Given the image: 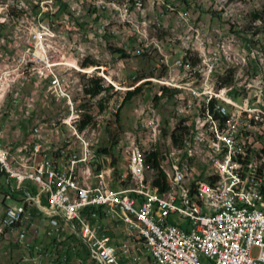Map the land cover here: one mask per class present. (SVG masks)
Masks as SVG:
<instances>
[{
	"label": "built area",
	"instance_id": "built-area-1",
	"mask_svg": "<svg viewBox=\"0 0 264 264\" xmlns=\"http://www.w3.org/2000/svg\"><path fill=\"white\" fill-rule=\"evenodd\" d=\"M27 1L33 4V17L0 10V181L5 179L6 189L0 190V245L10 242L21 255L7 264H152V259L176 264L175 254L184 255L185 264H264V234L255 235L256 226L264 227V189L262 195H251V188L259 187L263 171L264 122L259 120L258 107L255 115H241V108L249 107L248 98L256 94H240V100H233L231 91L228 100L234 103L233 111H225L219 104V88L233 64L222 60L220 52L209 50L212 58L207 60L206 86L193 88L187 100L175 102L165 125L162 117H155L160 100L151 104L150 99L136 108L138 119H143L142 129L152 132L155 153L145 151V138L133 130L119 145L118 156L109 157L111 145L91 144V137L103 136L108 127L115 130L118 104L135 91V84L152 81V96L162 98V85L193 81L182 77V69L197 68L196 64L189 55V64H180L179 55L186 53L169 43L158 44L176 48V55L168 56L172 72L162 70L159 56L146 58L154 62L149 76L123 88L127 82L120 76L127 70L126 62L114 66L119 86H112L109 76L105 71L98 73L93 61L86 67L82 63V68L57 63L56 55L66 50L58 49L57 42L41 40L42 32L54 29V20L65 19L72 28L88 29L112 41V46L118 44L114 49L135 48L137 41H144L145 48L157 44L148 33L127 27L125 14H133L146 22L162 21L179 28L195 46L207 49L190 30V23H197L215 38L237 39L232 48H245L247 59L253 60L252 70L239 83H256L264 81V44L258 20L241 14L247 17V25L238 30L237 22L230 19L235 0H141V6H133L130 0ZM164 1L182 5L185 16L198 15V22L180 25V16L163 10ZM145 6H154V13H145ZM112 16H119L116 29H109ZM118 26L131 29L132 39L118 34ZM58 31L61 40L70 41L73 48L68 32ZM253 36H261L260 46H253ZM79 51L98 54L88 47ZM5 65H13V72L5 73ZM72 69L96 73L87 80H100L106 91L96 98H84L83 82L87 80H72L67 74ZM31 82L46 98L61 104L59 119L70 116V123L58 129L57 119L43 117L31 121L26 133L15 126L9 136L14 126L9 119L16 111L9 109L8 102L17 103L10 96L16 87ZM69 98H77L78 107H70ZM103 99L109 102L104 109L99 106L101 113L84 109L89 101ZM212 111H220V118H212ZM87 115L91 120L82 128ZM220 131H227V138H220ZM173 136L181 137L184 148L174 147ZM55 137H62V148H55ZM159 137H167L170 173H163L162 165L161 170L146 165L147 154L159 158ZM135 156H143L140 179H133ZM213 161L221 162V172H213ZM108 173H117L115 188H108ZM162 173L172 186V195L150 192L153 176ZM52 183H59V191H52ZM195 192H202L208 210H200ZM185 200H193L196 211H187ZM118 205H127V212L119 213ZM126 214H139L140 221L151 223L171 242V249L149 258V251L157 245L144 232L145 249H135L132 233L140 232L138 222L126 221ZM176 218L186 224H179Z\"/></svg>",
	"mask_w": 264,
	"mask_h": 264
},
{
	"label": "rangeland",
	"instance_id": "rangeland-1",
	"mask_svg": "<svg viewBox=\"0 0 264 264\" xmlns=\"http://www.w3.org/2000/svg\"><path fill=\"white\" fill-rule=\"evenodd\" d=\"M26 1L27 9L28 11L25 13L17 12L14 15L22 16L23 18H30L33 17V4L30 1ZM101 1H108V0H101ZM216 2H229V0H216ZM259 3V4H258ZM130 4H132L130 0ZM137 6H141V4H138ZM147 6H145L146 9ZM175 4H163V10L165 11H171V15L177 16L178 10L175 9ZM4 11H8L12 13L15 11V9H7L4 8ZM149 13H154L153 11H148ZM32 13V15H31ZM248 18H254L255 20H258V24L260 25L259 28L263 27L264 21L262 16H264V0H235V3H232V8L230 10V19L235 20L237 22V29L238 30H245V27L247 25V17ZM258 16V17H255ZM185 17V15L183 14ZM195 17V16H194ZM181 25H184V22L188 23L190 20L187 18L186 21L181 19L180 21ZM125 22L127 24V27L139 30L142 33H148V36L157 44H151L149 47L145 48V42L144 41H137L135 48L131 50L130 58L123 59L122 56L118 53H114L113 49L114 47H118V44H114L112 46V41L107 40L106 38L99 37L95 34H91L88 32V29L83 28H72V24L68 20L65 19H56L54 20V29H47L46 31L41 33V40H50L52 42H57V48L60 50H66L65 52L58 53L56 55L57 63H67L68 66H77L82 68V63L84 65V59L87 57L89 58V62L91 63L93 61V65H96V68L99 66L105 71V76L108 77V84L112 86H119V77L114 76L117 72V68L114 66L116 64H121L122 62H126L127 70L121 72V79H126V85L123 84L124 87H129L132 84H135L138 80L143 79L145 77H148L152 67L154 66V62L150 61L146 58L159 56L160 62L162 65V70L165 72H171L172 71V62H169V55H173V52L176 51V48L183 49V48H189L190 46L192 49L196 48V52L192 57V62L199 61L200 58L203 57L199 53L201 51V48H198L195 46L194 42L189 38L185 37L184 33H181L178 36H174L172 38H164V24L162 21H154V22H146L142 19H137L133 14H125ZM162 22V23H161ZM185 25H188L186 24ZM117 24H119V16H112V20L109 21V29H116ZM58 30H63L64 32H68L69 38H71V42L73 43V48H70V41L67 40H61V32ZM190 30L194 31V38L200 40V45H204V47L216 51L219 47V44L225 43L227 48L228 46H234L237 44V39H227L225 36H215L210 33L209 30L204 31L203 29H200V26L197 23H191L190 24ZM197 30L200 32L198 33ZM131 37H129L127 34ZM118 34H124V39H132V30L126 29V26H118ZM198 36V38H197ZM210 36V37H209ZM209 37V38H208ZM188 38V39H187ZM223 41V42H222ZM234 41V42H233ZM170 44L176 48L173 49V52L171 54L172 50H168L167 46H158L159 45H167ZM184 44V45H183ZM209 44V45H208ZM82 45V46H77ZM187 45V46H186ZM253 46H255V36H253ZM89 48L90 50H96L98 51V54H95L91 51L86 52L85 54H82L79 49L80 48ZM113 47V48H111ZM191 47L189 48V52L192 50ZM215 48V49H214ZM223 50V46L221 47ZM204 50V49H203ZM231 57L234 56V51L231 48L230 52ZM102 56V58H101ZM167 57V59L165 58ZM230 57V58H231ZM228 62H231L233 66L230 68L228 73V78H230L229 83L227 81L228 78H225L222 82V85H230V82L232 80V83L235 81L236 77L239 75V73L244 74L246 73V69L244 70L245 66L243 64H240L238 59L233 58L231 60H227ZM64 67V66H62ZM61 67V68H62ZM236 67V68H234ZM85 69V68H84ZM243 69V70H242ZM183 70V69H182ZM98 73H102V70H98ZM233 71V73H232ZM245 71V72H244ZM67 74L72 78V80H81L89 79V77H92V75H96V73L93 74H84L82 72H79L77 70H68ZM232 76V77H231ZM133 77H137V79L134 81L132 80ZM89 80L86 82H83V93L84 98H88L85 95V87L87 85ZM150 82L152 81H144ZM228 84H227V83ZM141 82H137L135 86L139 85ZM152 85V84H151ZM143 92L136 96L131 102L125 104L121 111V116L118 121L117 127H115V130L113 131L111 128H107L105 132H103V136L101 134H97V140L99 139V142L101 141V146H108L111 145V148L113 146L114 141L117 142V144H122V142L126 141V138L128 137L130 132H133V130H139V138H143L145 135V132L140 131L141 125L143 123V119H138V114L136 108H140L141 105L147 104V102L151 99V104H158L154 98L157 96H152V86L151 88L147 86H142ZM163 88H161L162 90ZM14 93L10 96L11 100H16L17 103L14 105L11 102H8V107L12 111H16V114L13 118L10 117V124L14 125L13 130L10 131L9 136L13 134V131L15 130V126L18 127V129L24 133L28 130V125H31V121H34L36 119H41L43 117L48 118L50 120H58L59 119V113L58 112L61 109V104H57L58 102H54L49 100L45 97V94L40 91V88L36 87V84H30L27 83L24 87L15 88L13 91ZM122 93V92H121ZM107 97H109L108 94H106ZM22 97V98H21ZM233 100H240V97L233 95ZM124 101V100H123ZM155 101V102H154ZM109 99H103V100H94L88 102V107L84 108L85 110L88 109L92 111H100L102 110L99 108L100 105L103 106V109L105 108V103H108ZM176 101H170L169 99H164L159 106H157V110H155V117H158L159 114L162 115V119L164 120V125L166 122L169 121L171 106ZM122 101L119 103L118 106ZM28 104H32V107ZM258 104L255 103L249 106L250 108L256 107ZM69 105L70 107H78V99L77 98H69ZM247 108V107H243ZM19 109L22 111L20 112ZM100 109V110H99ZM230 110L232 111L233 108L230 107ZM30 113V117H26ZM8 117V116H7ZM6 117V119H8ZM66 116H60L59 120L65 119ZM4 120L3 123L7 124L9 121ZM103 128H105L103 126ZM115 136V138H114ZM158 141H163L164 143L167 142V137H159L157 139ZM109 148V149H111ZM114 155H110V157H116L118 156V153L114 152ZM150 168V167H148ZM2 179L1 183L4 185ZM0 183V184H1ZM15 183L13 182V186ZM5 186V185H4ZM175 221L179 222V224H186L183 220H179L178 218L175 219ZM134 235H132L133 238ZM256 255V253L254 254ZM150 257V253H149ZM11 258L14 259V261L21 258L20 251L17 250L14 244L10 242L3 241L0 245V264H7L10 261H13ZM152 264H154L152 262Z\"/></svg>",
	"mask_w": 264,
	"mask_h": 264
},
{
	"label": "bare ground",
	"instance_id": "bare-ground-1",
	"mask_svg": "<svg viewBox=\"0 0 264 264\" xmlns=\"http://www.w3.org/2000/svg\"><path fill=\"white\" fill-rule=\"evenodd\" d=\"M4 8L15 9V11L12 12L14 14L17 12L25 13L28 11L25 0H0V10H3ZM260 16H262L263 21H264V16L263 15H260ZM259 26L260 25L258 24V27ZM261 29H262V35H263L262 43L264 44V25L263 27H261ZM199 32L200 31H198V33ZM260 43H261V36H255V46H260ZM222 46H223V50L221 49ZM234 46H237V44ZM189 48L185 49L184 53L186 54L179 55V58L181 59L179 61L180 64H189L188 55L190 56V61H191L192 57L195 56L194 54L197 53L196 49L194 50L192 49V47H191L192 50L189 52ZM231 48H232L231 46H228L227 48L226 44L223 43V44H219V47L216 51L220 52V58H222V60L227 61L228 59L231 60L233 58H236L240 62H242L240 64L245 63L244 70L245 69L252 70L253 60L247 59L246 49L245 48H232V50L234 51V56L231 57L230 55ZM207 49H204V50L201 49L199 53L203 55V57L200 58L199 56H197L199 58V61L194 62L197 68L201 71H197L196 67L184 68L182 77L183 78L192 77L193 81H189V83H182V84L162 85L161 88L163 89L161 90V93H164L165 95V91H168L169 94L170 93L172 94L174 101L177 102V101L187 100V94H192L193 88L204 89V86H206L205 71H209V64L207 60H210V58H212V51H209L210 49L208 50ZM261 55L264 57V47H261ZM165 58L167 59L166 56ZM12 72H13V65H5V73H12ZM244 74L239 73L235 81L231 83L230 85L220 86L219 104L223 106V109L225 111H231L230 107H232L234 110V103L228 100L229 94L231 93V91H233V95L238 96V97H240V94H256L248 98V106H250L251 103L257 101L258 104L256 107H258L259 120L264 122V107H261V104L264 103V81H257L256 83H239V78H241ZM260 91H262V93H260ZM124 102L125 100L122 101L120 106H118V114L121 110L120 107L121 106L123 107ZM241 115L242 116L255 115V107L254 108H250V107L241 108ZM161 116L162 115L159 114L158 117H161ZM212 118H220V111H212ZM69 123H70V116H66L65 119H62V120L58 119L57 120L58 129H65V125H68ZM142 126H143V123L141 125L140 131L145 132V135L143 136V138H145V151H147L148 153H155V144L152 141V132H146V129H142ZM220 138H227V131H220ZM126 141H127V138H126ZM123 143L124 142H122V144ZM91 144H99V139L97 140V134L92 135ZM119 145L121 144H117L115 146V150L117 153H119ZM166 145H167V142L164 143L163 141L156 140V149H159V152L161 154V159L163 161L162 163L163 170L165 173H170V161H167L168 156H169V149L166 147ZM173 145L175 148H184V141L181 139L180 136H173ZM55 148H62V137H55ZM150 155L152 154L146 155L147 168L149 167L148 160L150 158ZM142 165H143V156H135V159L132 160L133 179H140ZM213 172H221V162L220 161H213ZM114 177H115V173H108V188H114V184H115L114 181L116 180L114 179ZM157 178L158 176H153V183L156 181ZM153 183H150V192H156L153 187ZM263 186H264V165H263L262 175L259 179V187H252L251 195H262L261 190L263 189ZM52 191H59V183H52ZM164 195H172V186H170V190ZM195 202H200V210H208V201H202V192H195ZM185 209L187 211H196V203H194L193 200H185ZM118 212L126 213L127 205H118ZM126 221L138 222L137 230L140 232L132 233V235H134L132 238V244L135 249H145V241H144L142 232H144V234L147 235L150 242L157 245V248H152V251H149L150 253L149 258L160 257V250L171 249V242L164 240V236L161 234H158V230L155 229L151 223L140 221L139 214H126ZM262 234H264V227L256 226L255 235H262ZM152 262L154 264H161V259H152ZM175 263L185 264V256L182 254H175ZM209 264H218V263H209Z\"/></svg>",
	"mask_w": 264,
	"mask_h": 264
},
{
	"label": "trees",
	"instance_id": "trees-1",
	"mask_svg": "<svg viewBox=\"0 0 264 264\" xmlns=\"http://www.w3.org/2000/svg\"><path fill=\"white\" fill-rule=\"evenodd\" d=\"M131 2H132V5L133 6H137L138 4H141V0H131ZM255 17H258V16L255 15ZM111 48H113V47H111ZM133 49L134 48H129V49H126V50L113 49V51H114V53L120 54L123 59H128V58H130L129 53L131 54V50H133ZM128 51H129V53H128ZM84 62H85L84 63V67H86L88 64H90V63H88L89 62L88 59H85ZM97 69L104 71L99 66L97 67ZM232 73H233V71H232ZM229 80H230V78L227 79L228 83H229ZM225 81H226V79H225ZM231 83H232V80H231L230 84ZM151 84L152 83H150V82H145V83L144 82H141L139 85L135 86V91H131V92H128L127 93V96L125 98L124 105L127 104V103H129V102H131L136 96L140 95L143 92V88L141 87V85L142 86H144V85L147 86L148 85L151 88V86H152ZM105 91H106V89H104L101 86L100 80H89L88 83H87V85H86V87H85V95L88 98H96V97L100 96L102 93H104ZM162 94H164V93H162ZM164 99H169L170 101H173V96H172L171 93L169 94L168 91H165V95H163L162 98H160L159 96H157V97L154 98V100L157 103H158V100H160V103H161ZM255 103H257V101L256 102H253L252 104L255 105ZM122 109H121V111H122ZM121 111L119 112V114L117 116L118 117L117 124H118V121H119L120 116H121ZM90 120H91V117L89 115H87L85 117V119H84L85 122L82 124V128L84 127L85 124H87L88 122H90ZM86 121H88V122L86 123ZM114 138H115V136H114ZM116 145H117V142L114 141L113 146L110 149L111 151L109 150V155L115 156L114 155V152H115V146ZM99 152H101V153H107L108 151L106 149H99ZM162 163H163V161L161 159L160 152H159V158H158V154H156V155L155 154L150 155V158L148 160V165H149L150 168H155L156 170H159V169L161 170L160 165H162V172L165 173L164 170H163V164ZM163 173L160 174L158 176V178L156 179V181L153 183V187H154L155 191L158 194H161V195H164L165 193H167L170 190V186H168L167 179H166V177H165V175ZM116 176H117V173H115V177H114V179H116L114 181L115 182L114 188L116 187V181H117V177ZM0 183H1V181H0ZM263 189H264V186H263ZM0 190L1 191H5L6 190L5 189V186L2 183L0 184ZM261 193H262V190H261ZM46 247H48V246H46Z\"/></svg>",
	"mask_w": 264,
	"mask_h": 264
},
{
	"label": "crops",
	"instance_id": "crops-1",
	"mask_svg": "<svg viewBox=\"0 0 264 264\" xmlns=\"http://www.w3.org/2000/svg\"><path fill=\"white\" fill-rule=\"evenodd\" d=\"M164 3H167V4H174V2H172V1H164L163 2V4ZM176 11L178 10V14H177V16H180L181 17V19H183L184 21H186V19L188 18L189 20H190V22H198V15H189V17L188 16H183V14L185 15V9H184V7L182 6V5H180V4H175V8H174ZM154 10V6H147L146 7V9H145V13H149L148 11H153ZM171 16H175V15H171ZM195 16V17H194ZM181 22H182V20L180 21V25H181ZM185 23L186 22H184V25H185ZM163 24H164V30H165V32H164V38L166 39V38H172V37H174V36H178L180 33H181V30L179 29V28H174V27H172V26H168V25H166L164 22H163ZM186 24H188V23H186ZM191 24V23H190ZM193 24V23H192ZM199 26H200V24H198ZM199 30H197V32H198ZM204 31H206V30H204ZM183 33V32H182ZM211 33V32H210ZM125 34H127L129 37H131L130 35H129V33H125ZM185 35V34H184ZM210 37V36H209ZM208 37V38H209ZM209 45V44H208ZM167 49L170 51V50H172L171 51V53L173 52V49H171V48H169V47H167ZM196 48H194V50H195ZM183 52L185 51V48H183V49H181ZM173 55H176V51H174L173 52ZM181 59L179 58V61H180ZM183 71H184V68H183V70H182V73H183Z\"/></svg>",
	"mask_w": 264,
	"mask_h": 264
}]
</instances>
